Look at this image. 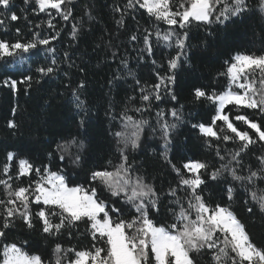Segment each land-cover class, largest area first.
<instances>
[{"label": "trees", "instance_id": "trees-1", "mask_svg": "<svg viewBox=\"0 0 264 264\" xmlns=\"http://www.w3.org/2000/svg\"><path fill=\"white\" fill-rule=\"evenodd\" d=\"M127 2L71 0L66 8L71 9L73 15L65 21L55 9L40 12L35 0H29L28 4L24 0H12L11 11L0 15V19L5 21L0 25V40L10 43L17 40H50L48 45H40L38 49L22 54L23 60L21 57L0 59V179H6L3 176L5 163H11V175L15 177L18 161L26 159L36 167L48 165L53 172L63 169L69 181L82 184L85 188L97 187L101 199L117 200L101 186L90 185L89 176L92 170L111 168L120 163L119 149L123 143H118L114 133L123 129L120 116L126 112L134 120L147 121L140 131V146L133 150L129 145L126 151L129 163L134 168L133 175L143 177L160 194L159 211L153 210L151 218L158 226L167 225L175 220L173 210H180L176 201H182L183 206L187 207L188 199L183 188L178 189L176 197L168 195L169 188L177 187L180 180L172 165L187 176L184 163L206 162L210 173L221 163H227L231 154L241 146L238 140L224 142L222 139L208 138L198 128H193L194 124H211L216 115V105L208 100L195 101L192 91L201 86L209 93L226 91L230 83L226 61L230 62L236 54H264V13L256 7L258 0H248L250 11L232 17L224 24L205 25L193 21L185 30L177 27L178 34L183 35L184 31L188 33L184 50L186 55L181 57L175 70V84L172 85L177 100L173 101L162 89V99L157 101L153 98L149 103L141 100V88L152 94L150 86L157 82V75L168 74V60L176 56L179 49L174 42L169 46L157 40L156 32L169 29L166 23L155 20L138 5L126 9ZM117 7L123 10V25L117 23L121 20V12L114 10ZM3 12L0 8V13ZM12 12L19 17L18 20L10 19ZM73 26L77 29L75 39L72 38ZM133 34L138 37L135 41L130 39ZM148 34H151V54L144 45V37ZM48 48L54 49V52L49 54ZM53 59L56 60L55 65H52ZM122 61H126L127 66ZM42 66H53L56 70L48 76H41L36 69ZM24 76L33 78L31 87L18 83L16 92H13L10 86L3 83L6 79L21 81ZM82 82L84 86L80 87ZM233 90L238 91L234 86ZM74 91L85 102L86 111L76 108ZM137 108L144 111L137 112ZM173 108L180 113L181 119L176 120L171 116L170 110ZM13 109L16 111L13 112ZM161 110L165 113L164 119L157 116ZM224 114L238 129L248 131L253 137L254 131L243 122L236 121L235 116L247 115L264 124V119L254 110L227 105ZM82 119L85 121L84 127L80 125ZM10 120L14 121L15 128L8 127ZM165 120L168 124L176 125L169 131L167 159L162 155L165 148L161 124ZM221 128L228 135H233L222 121H217L214 130L220 131ZM127 131L130 133L132 129ZM73 136L83 142L79 166L73 165L70 157L61 162L56 152L57 144ZM217 146L221 155L226 157L225 161L217 156ZM8 152L15 154L14 161H7ZM260 155H264V144L251 145L246 153L241 154L238 173L246 176L249 167L253 170L258 168L257 156ZM36 179L33 173L31 177L25 176L19 181L13 179L11 183L15 188L27 186ZM206 182L207 187H202L209 206L220 204L230 207L246 226L251 240L264 249V214L250 199L246 188L227 174L217 181ZM229 185L235 188L232 201L227 198ZM257 188L264 189V182L258 183ZM6 198L3 186H0V200ZM119 203L123 207L124 218L131 219L135 215L134 209L122 201ZM249 207L253 209L251 213ZM38 210L36 205H32V229L19 216L14 219L12 226L5 230L6 236L0 238V251L5 244L14 242L28 255H41L48 262L53 258L56 244L77 251L92 248L94 242L87 231L86 222H78L75 227H65L59 233L47 235L42 232V223L35 216ZM2 212L0 208V228L3 226ZM54 222H59V216L54 218ZM66 255L74 258V253ZM196 258L198 264H210V254L206 252Z\"/></svg>", "mask_w": 264, "mask_h": 264}, {"label": "snow or ice", "instance_id": "snow-or-ice-1", "mask_svg": "<svg viewBox=\"0 0 264 264\" xmlns=\"http://www.w3.org/2000/svg\"><path fill=\"white\" fill-rule=\"evenodd\" d=\"M24 3L28 4L29 0H24ZM69 3L71 0H35L40 12H45L49 8L55 9L65 21L73 15L71 9L66 8ZM136 5L146 10L155 20L163 21L169 26L167 31L156 32L157 40L169 46L174 42L179 49L176 56L168 60V74L157 75V82L150 86L152 94L141 88V100L149 103L153 98L157 101L162 99V89L173 101L177 100L172 85L175 84V70L179 66L181 57L186 55L184 50L188 37L187 31H184L183 35L178 34L177 27L185 30L193 21L205 25L224 24L230 18L250 11L248 0H179V3H176V0H128L125 8L132 9ZM11 7L12 0H0V8L4 10L0 15L10 12ZM256 7L264 13V0H258ZM114 10L121 12V20L117 23L123 25V10L119 7ZM18 18L15 12L11 13L12 21ZM4 23L5 21L0 19V25ZM49 26L52 27L51 21ZM19 31L17 29V33ZM76 33L77 29L73 26V39L76 38ZM150 35H145L144 45L145 50L151 54ZM130 39L135 41L138 37L133 34ZM49 43L50 40L47 38L28 42L17 40L14 43L0 40V59L21 57L23 60L22 54ZM47 51L52 54L54 49L48 48ZM65 55L67 56V53ZM122 63L127 66L126 61ZM55 64L56 60L53 59L52 65ZM226 64H228L226 74L230 81L226 91L219 94L209 93L203 86L193 89L192 96L195 101L208 100L216 105V115L213 116L211 124H194L193 128H198L200 133L208 138L222 139L224 142L238 140L241 146L231 154L227 163H221L219 168L213 169L210 173L207 171L209 165L206 162L184 163L183 169L188 173L187 176L180 168L172 165L180 180L177 187L169 188L168 195L176 197L179 188H183L188 194L187 207L183 206L182 201H176L180 210L179 212L173 210L172 214L175 217L173 223L158 226L151 218L153 210L159 211L160 194L154 186L147 184L143 177L133 175L134 168L129 163L126 151L129 145L133 150L140 146V131L147 121L134 120L124 112L120 116L123 129L114 133L118 143H123V147L119 149L120 163L111 168L92 170L89 176L90 185L101 186L110 197L117 198L115 201L109 198L101 199L97 187L85 188L82 184L69 181L63 169L53 172L48 165L42 168L36 167L28 160L20 159L17 163L18 171L13 177L10 171L11 163H5L3 166V176L6 179H0V186H3L7 198L0 200V208L3 209L0 238L6 236L5 230L12 226L17 216L23 219L29 229H32L34 224L31 207L36 205L39 210L35 216L42 223L41 230L44 234L53 235L65 227H75L78 222H86L87 231L94 242L92 248L77 251L73 248L64 249L61 244H56L52 260L45 262L41 255H28L13 242L5 244L0 251V264H65V261L67 264H198L196 256L205 252L210 254V264H264V249L257 247L251 240L246 226L230 207L220 204L209 206L203 195L202 186L207 187V180L217 181L227 174L233 181L246 188L250 199L264 214V189L257 188L258 183L264 182V155L257 156L259 167L255 170L249 167L246 176L240 175L237 170L241 166L242 153H246L253 144H264V124L252 120L247 115L235 116L236 121L243 122L254 131L255 137H253L248 131L238 129L230 117L224 114L227 105H234L238 108L254 110L264 119V54H236L230 62L226 61ZM55 70L53 66L36 69L41 76H48ZM32 79L31 76H24L21 81L6 79L3 83L16 92L18 83L31 87ZM257 84L259 87H256ZM83 86L82 82L80 87ZM233 86L238 91L233 90ZM73 96L76 108L86 111L85 102L80 100L75 91ZM15 111L13 109V112ZM136 111L142 112L144 109L137 108ZM170 111L174 119H181L176 109ZM157 116L164 119L165 113L161 110ZM217 121H222L227 131L233 135H228L224 128L220 131L214 130ZM80 125L84 127L83 119ZM8 127L15 128L14 121L10 120ZM175 127V124H168L166 120L161 124L165 148V153L162 155L165 159H167L169 131ZM129 128L132 129L130 133L127 131ZM211 146L209 143V147ZM82 148L83 142L73 136L57 144L56 152L59 153L61 162L66 157H70L72 164L79 166ZM49 155L53 156L52 153ZM217 156L221 161L226 159L221 155L218 146ZM15 158L13 152L7 153L8 162L14 161ZM109 163L111 164V161ZM33 173L37 177L36 180L31 181L27 186L13 187L11 183L13 179L19 181L25 176L31 177ZM226 191L228 200L232 201L234 186L229 185ZM120 201L134 209L135 215H132L131 219L124 218ZM248 211L251 213L252 207H249ZM57 216L59 222H54ZM66 253H74V258L68 257Z\"/></svg>", "mask_w": 264, "mask_h": 264}]
</instances>
